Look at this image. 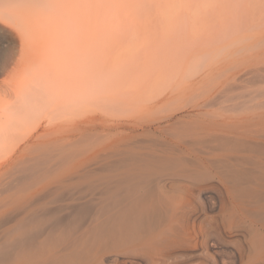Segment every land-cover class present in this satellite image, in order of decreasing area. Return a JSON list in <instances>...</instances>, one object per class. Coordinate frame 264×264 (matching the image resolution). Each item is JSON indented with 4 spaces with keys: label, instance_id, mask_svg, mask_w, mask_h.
I'll use <instances>...</instances> for the list:
<instances>
[{
    "label": "rangeland",
    "instance_id": "rangeland-1",
    "mask_svg": "<svg viewBox=\"0 0 264 264\" xmlns=\"http://www.w3.org/2000/svg\"><path fill=\"white\" fill-rule=\"evenodd\" d=\"M55 1L61 0H0V8L4 5L33 18L28 22L40 29L43 7ZM69 1L83 17L81 47L85 45L88 61L89 56L91 60L105 57L104 45L111 39L112 50L120 38L118 44L124 51L132 41V50L125 54L115 44L116 53H122L118 56L132 58H128L132 107L112 111L111 119L97 127L86 125L82 139L74 134L65 186L19 188L4 178L0 184V264H132V157H146L141 144L156 141L169 149L176 144V156L195 158V176L210 175L216 181L221 174L228 180L244 181L235 191L243 203L229 219L242 226L249 241L264 237L262 224L257 222L264 223V213H257L246 201L261 193L255 190L256 182L264 185V0ZM115 6L131 14L123 16L119 10L117 22L123 26L130 21L125 18L132 16V23L127 24L132 35L129 27L126 37L125 27L114 24ZM106 25L119 28L113 27L111 33ZM129 37L132 40L123 47L121 41ZM89 45L98 50H89ZM169 112L173 117L169 130L138 127L132 131V123ZM224 112L233 113L228 120H235L227 127L215 123L225 118L220 114ZM236 113L244 117L234 118ZM237 157L247 165L234 163ZM207 159L211 167L208 162L199 164ZM235 237L231 240L239 242Z\"/></svg>",
    "mask_w": 264,
    "mask_h": 264
},
{
    "label": "bare ground",
    "instance_id": "bare-ground-1",
    "mask_svg": "<svg viewBox=\"0 0 264 264\" xmlns=\"http://www.w3.org/2000/svg\"><path fill=\"white\" fill-rule=\"evenodd\" d=\"M72 4L61 0L43 7L48 17L40 14V29L28 22L33 18L4 5L0 8V184L9 177L19 188L53 190L65 186L74 134L82 139L86 125L97 127L111 119L112 111L132 107V58L120 56L124 51L118 44L121 38L115 42L117 46L114 44V49H121L119 56L111 48V36V42L104 45L108 52L101 49L105 57L91 60L87 54L88 61L85 45L81 47L83 17ZM119 10L124 16L127 9L124 14L120 8L115 13ZM119 13L114 24L120 20ZM130 21H123L130 32L121 21L118 24L129 36ZM118 25L112 26L113 31ZM129 38L120 44H127L132 40ZM130 46L125 49L132 50ZM170 113L134 122L132 131L138 127L169 130ZM220 114L225 118L215 121L217 125L227 127L235 122L228 120L233 113ZM236 115L244 117V113H236L234 118ZM166 146L161 141L141 144L146 157H132V264H264V237L249 241L242 226L229 219L243 203L235 191L244 181L228 180L221 174L216 181L210 175L195 176L192 167L197 160L176 156L175 147ZM241 159L237 157L234 163L247 165ZM207 160L199 164L208 162L211 167L212 161ZM249 182L246 179L245 183ZM255 186L261 193L246 201L257 213H264V185L256 182ZM218 207L220 211L213 213ZM257 222L264 229V223Z\"/></svg>",
    "mask_w": 264,
    "mask_h": 264
}]
</instances>
